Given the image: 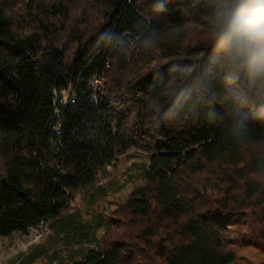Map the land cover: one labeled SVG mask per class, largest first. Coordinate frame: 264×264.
<instances>
[{
  "label": "trees",
  "instance_id": "16d2710c",
  "mask_svg": "<svg viewBox=\"0 0 264 264\" xmlns=\"http://www.w3.org/2000/svg\"><path fill=\"white\" fill-rule=\"evenodd\" d=\"M212 11L210 0H0V236L50 232L20 264H137L142 251L234 264L249 207L264 240V83L217 62ZM121 157L131 164L105 175ZM203 173L224 188L215 206L198 202ZM128 181L140 182L107 214ZM121 213L132 241L107 234Z\"/></svg>",
  "mask_w": 264,
  "mask_h": 264
},
{
  "label": "rangeland",
  "instance_id": "374dc122",
  "mask_svg": "<svg viewBox=\"0 0 264 264\" xmlns=\"http://www.w3.org/2000/svg\"><path fill=\"white\" fill-rule=\"evenodd\" d=\"M125 163L126 162L123 157L119 158L114 166L107 168L105 175H107L111 170L115 172H122L125 169L124 166L126 164H131L130 161L126 164ZM220 175L222 174L220 173ZM207 177L215 182V177L213 175H207L206 173L193 176L191 181L196 184H200L199 182H201L202 184V192L200 193L198 202H201L204 206H215L216 201L222 198L224 188L222 189L221 187L219 189H215L217 188L216 186L211 187L212 185L210 186L207 182ZM125 178L126 175L123 176L121 181L125 180ZM221 181L222 183L220 186L225 187V182L223 180ZM138 182L128 181L124 189L115 194L110 193L106 199V213L117 217V211H119L118 208L120 207V204L125 201L135 184H138ZM258 212V209L249 207L247 209V215L241 221L240 226H236L233 229L235 232L240 230L241 234H244L246 235V238H249L248 242H245L246 238L244 237L234 241L235 243L233 244V249L237 251L238 255V259L234 264H264V240H260L259 237L253 235L254 230L256 233H259L263 225ZM119 222L120 224L115 225L109 233L107 232V234L112 235L114 238L120 239L125 237L124 239L132 241V237L124 235L132 232V230L137 227L131 225L132 223L126 213H121V215H119ZM101 233L105 234V232ZM49 234L50 232L46 224H42L40 227L31 228L28 233H15L11 236L4 237L0 236V264H20L22 258L26 256V254H28L34 246L45 241ZM258 239L259 241H257ZM139 254L137 256V264H161L159 257H157L155 253L147 255L142 251V253ZM35 264L43 263L38 260Z\"/></svg>",
  "mask_w": 264,
  "mask_h": 264
},
{
  "label": "clouds",
  "instance_id": "9594fccd",
  "mask_svg": "<svg viewBox=\"0 0 264 264\" xmlns=\"http://www.w3.org/2000/svg\"><path fill=\"white\" fill-rule=\"evenodd\" d=\"M217 62L244 71L250 84L264 83V0H210Z\"/></svg>",
  "mask_w": 264,
  "mask_h": 264
}]
</instances>
